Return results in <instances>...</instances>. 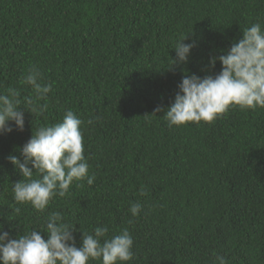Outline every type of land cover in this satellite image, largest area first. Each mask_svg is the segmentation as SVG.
<instances>
[{
  "label": "trees",
  "instance_id": "16d2710c",
  "mask_svg": "<svg viewBox=\"0 0 264 264\" xmlns=\"http://www.w3.org/2000/svg\"><path fill=\"white\" fill-rule=\"evenodd\" d=\"M256 22L264 28V0H0V93L31 96L23 78L32 65L52 84L47 111L22 105L23 131L0 134L4 231H43L60 212L89 233L107 226L111 237L127 227L135 255L126 264H212L214 253L227 264H264V108L233 107L212 123L182 126L163 116L184 70L215 75L221 64L212 68L209 58ZM187 34L196 46L187 63L169 68ZM157 106L164 110L154 113ZM69 109L84 122L94 183L74 181L43 212L18 204L13 183L24 178L7 157L22 160L32 132ZM74 236L79 247L82 233Z\"/></svg>",
  "mask_w": 264,
  "mask_h": 264
},
{
  "label": "clouds",
  "instance_id": "9594fccd",
  "mask_svg": "<svg viewBox=\"0 0 264 264\" xmlns=\"http://www.w3.org/2000/svg\"><path fill=\"white\" fill-rule=\"evenodd\" d=\"M187 38L188 34L182 35L176 41L173 47L176 55L171 56L169 68L187 63L191 49L196 46L195 41L185 43ZM217 60L221 70L215 75L201 77L185 69L173 102L166 110L157 106L154 113L164 110L169 126H182L189 122L212 123L233 107L264 108V28L261 24L252 23L243 29L242 39L224 54L211 56L208 63L214 68ZM23 80L33 92L23 102L17 89L0 93V134L14 129L23 131L24 110L42 115L49 107L47 100L52 84L43 82L40 69L30 66ZM83 123L72 110H66L61 122L42 125L32 132L30 139L19 148L22 160L16 155L7 157L24 178L13 183L15 202L30 203L35 210L43 212L54 197L66 196L74 181L86 179L88 185L94 183L95 174L89 175L90 166L84 155ZM87 123L92 124L93 120ZM34 173L38 178H33ZM140 194L146 193L141 189ZM15 211L19 213L20 209ZM129 211L133 217L138 216L141 204L132 203ZM76 231L82 233L79 247L74 236ZM108 231L107 226H96L91 233L78 230L60 212L48 215L43 231L33 229L16 238L0 224V264H88L94 260L102 264H126L132 261L134 241L129 229L125 227L111 237ZM45 232L46 239L42 235ZM214 256L212 264H227L223 255L214 253Z\"/></svg>",
  "mask_w": 264,
  "mask_h": 264
}]
</instances>
